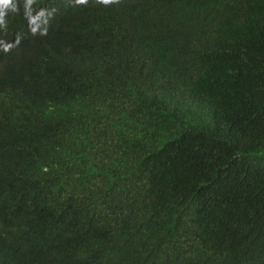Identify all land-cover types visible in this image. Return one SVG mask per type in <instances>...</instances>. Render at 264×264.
I'll return each instance as SVG.
<instances>
[{
  "label": "trees",
  "instance_id": "1",
  "mask_svg": "<svg viewBox=\"0 0 264 264\" xmlns=\"http://www.w3.org/2000/svg\"><path fill=\"white\" fill-rule=\"evenodd\" d=\"M17 2L0 264H264V0Z\"/></svg>",
  "mask_w": 264,
  "mask_h": 264
},
{
  "label": "clouds",
  "instance_id": "2",
  "mask_svg": "<svg viewBox=\"0 0 264 264\" xmlns=\"http://www.w3.org/2000/svg\"><path fill=\"white\" fill-rule=\"evenodd\" d=\"M97 3L102 4L104 6H111L113 4H119L120 0H96ZM33 3V0H27V4L31 5ZM74 4L76 6H87L89 4V0H74ZM11 12H18L19 11V5L17 0H0V28L7 29L8 25L6 22V17L9 13ZM25 18L27 19L26 14L24 13ZM38 17H33L29 21V26L31 27L32 25L36 24V20ZM31 32L33 35L36 33V28L31 27ZM19 41H17V44ZM13 45H8L4 48L5 52H8L11 50Z\"/></svg>",
  "mask_w": 264,
  "mask_h": 264
}]
</instances>
